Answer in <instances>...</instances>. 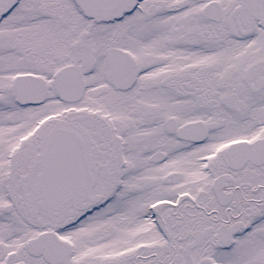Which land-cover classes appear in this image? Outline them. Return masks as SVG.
Wrapping results in <instances>:
<instances>
[{
    "label": "snow or ice",
    "instance_id": "1",
    "mask_svg": "<svg viewBox=\"0 0 264 264\" xmlns=\"http://www.w3.org/2000/svg\"><path fill=\"white\" fill-rule=\"evenodd\" d=\"M0 264H264V0H0Z\"/></svg>",
    "mask_w": 264,
    "mask_h": 264
}]
</instances>
